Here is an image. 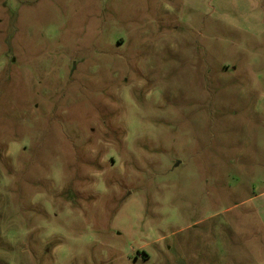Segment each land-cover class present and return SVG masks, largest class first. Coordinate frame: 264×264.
<instances>
[{"label": "rangeland", "instance_id": "rangeland-1", "mask_svg": "<svg viewBox=\"0 0 264 264\" xmlns=\"http://www.w3.org/2000/svg\"><path fill=\"white\" fill-rule=\"evenodd\" d=\"M0 264H264V0H0Z\"/></svg>", "mask_w": 264, "mask_h": 264}]
</instances>
